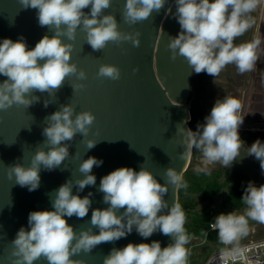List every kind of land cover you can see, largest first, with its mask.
Here are the masks:
<instances>
[{"label": "clouds", "instance_id": "clouds-1", "mask_svg": "<svg viewBox=\"0 0 264 264\" xmlns=\"http://www.w3.org/2000/svg\"><path fill=\"white\" fill-rule=\"evenodd\" d=\"M18 2L24 10H37L39 25L47 27L53 35L45 34L32 49L27 47L22 36L16 41L5 38L0 42V75L6 77L0 83V111L13 106L27 109L40 100L34 92L55 96L70 76L81 81L87 79L86 72L70 62L74 45L62 39L66 37L74 41L78 28L86 33V42L94 51H101L109 43L119 45L124 41H130L135 47L140 45L139 31L122 32L115 16L104 14V10L111 7L112 0ZM165 3L166 0H126L123 20L135 25L147 20L153 12L158 13ZM175 4V16L181 31L175 37L169 36L172 60L182 56L196 74L206 72L215 78L229 64L235 65L240 74L256 70L261 37L256 35L239 44L234 41L253 28L256 20L251 13L264 4V0H175ZM86 8H90L89 13H85ZM120 75V69L112 64H101L97 72L98 77L111 80L120 79ZM71 86L74 91L84 87L83 84ZM49 103L45 100L44 107ZM241 110V100L234 96L218 99L205 118L206 122L198 125L197 131L182 129L186 132L181 141L185 150L179 159L190 160L195 148L201 153L204 165L197 171H205L208 165L216 162L224 168L230 167L244 146L238 131L244 120ZM45 121L42 135L46 139L37 147L29 166L16 163L7 167L8 179L14 177L17 184L29 191L39 188L41 168L48 171L60 168L69 157V142L77 133L87 137L95 116L91 111L76 112L71 104H67L61 105ZM86 143L91 149L97 141L88 139ZM247 155L260 162L264 173V143L256 140L247 148ZM102 163L96 157L83 160L79 165L83 178L69 179L58 190L49 193L54 210L29 213L30 230L21 227L11 241V264H36L41 259L47 264H84L83 260L73 257L81 252L91 253L101 243L124 238L133 228L144 238L160 231L171 236L173 242L163 248L159 241L113 248L104 257L103 264H188L190 249L186 245L192 237L185 230V210L175 200L167 214H160L169 207L164 200L169 185L176 191L187 188L183 180L184 169L180 172L174 168L166 169L165 184H161L144 167L138 172L130 167L117 168L101 178L98 189L103 193V202L109 206L92 210L87 229L77 232L68 224L65 217L83 219L92 204V192L84 197L74 195L73 186H76L77 193L86 186H94L96 176L92 170ZM241 200L246 205L243 214L235 211L220 213L210 223V228L218 232V242L224 247L219 250L218 258L213 257L208 264L217 259L219 264L237 260L259 264L258 260H249L247 253L250 249L242 246L241 241L255 231L250 228L249 221L264 225V184L257 187L249 182ZM94 227L99 229L98 234L93 232Z\"/></svg>", "mask_w": 264, "mask_h": 264}, {"label": "water", "instance_id": "water-1", "mask_svg": "<svg viewBox=\"0 0 264 264\" xmlns=\"http://www.w3.org/2000/svg\"><path fill=\"white\" fill-rule=\"evenodd\" d=\"M125 3L126 0H112L111 7L105 9L104 14H113L122 32L139 31V47L124 41L119 45L109 43L101 51H94L86 42V33L78 28L74 41L66 37L62 39L74 45L70 62L83 69L87 79L81 81L70 76L55 96L34 92L40 100L27 109L13 106L0 111V264H11V241L21 227L30 230L29 213L54 210L49 193L58 190L69 179L83 178L79 172L83 160L96 157L103 163L92 170L96 176L94 186H86L79 193L73 186L74 195L84 197L93 193L86 217H65L77 232L90 227L93 209L109 206L103 202V193L98 189L101 178L111 171L130 167L138 172L144 167L159 183L165 184L166 169L174 168L177 172L184 169V175L191 166L194 149L190 160H181L179 156L185 150L181 141L186 132L182 129L192 130L190 95L194 71L182 56L172 60L168 48L169 36L175 37L181 31L175 16V0H166L158 13L153 12L147 20L135 25L123 20ZM84 11L89 13L90 8ZM45 34L53 35L47 27L39 25L37 10L22 9L18 0H0V42L5 38L16 41L22 36L27 47L32 49ZM101 64L116 65L120 69V79L98 77ZM5 79L0 75V83ZM72 84H83L84 87L74 91ZM45 100L50 101L48 107H44ZM67 104H71L76 112L91 111L94 114L95 121L88 136L76 134L69 142V157L60 168L51 171L41 168L37 190L21 187L14 177L9 180L7 167L16 163L29 166L37 147L46 139L42 135L47 123L45 118ZM88 139L97 141L91 149L87 147ZM168 187L164 200L169 207L160 214H167L175 200L179 201V190L171 185ZM93 232L98 234L99 229L94 227ZM213 237L218 240L216 234ZM152 241H159L162 248L173 242L171 236L160 231L144 238L133 228L126 237L101 243L91 253L81 252L73 259L83 260L84 264H103L104 257L113 248L120 249L129 243L150 244ZM36 264H47V261L41 259Z\"/></svg>", "mask_w": 264, "mask_h": 264}, {"label": "rangeland", "instance_id": "rangeland-1", "mask_svg": "<svg viewBox=\"0 0 264 264\" xmlns=\"http://www.w3.org/2000/svg\"><path fill=\"white\" fill-rule=\"evenodd\" d=\"M252 14L256 23L253 28L250 29L251 33L249 40H252L256 35H259L262 39V43L258 49V55L260 58L256 62V70L240 74V76L235 72V76L230 74L227 76L228 78L223 76L222 78L219 77L220 81L218 79L217 85L211 87V91L213 92V104H215L218 99H223L225 96H234L241 100V113L244 115V120L238 131L241 140L244 142V146L240 149V156L237 157V160L234 161L230 167L224 168L220 162H216L208 165L207 170L203 171L210 180L215 179L221 183V190L213 195L211 199H201V193H196V205L191 210L185 211V230L192 237L190 243L186 245L188 248L198 237H206V230H200L196 233L193 232V228L198 221L205 217V214L200 215V213L208 212L213 215L221 212L227 214L235 211L238 214H243L246 205L237 209L234 207L230 198L233 183L235 181L237 182L238 180L242 183L243 194L249 182L254 183L257 187L264 184V173H262L260 168V162L254 156L247 155V148H249L256 140L259 139L261 143H264L263 122H257V118L249 119L252 118V115L264 114V103L261 104L264 102L261 99V96L264 95V4H261ZM229 76L235 77L234 80H231ZM229 81H231L230 84ZM230 89H234V93L228 92ZM205 122L206 120H204L203 124ZM198 125H196V128L194 127L196 131ZM191 128L194 132L195 129L193 127ZM198 168H204V165L201 162V154L200 156L193 158L191 163L192 170L197 171ZM249 224L250 228L255 229V231L250 232L249 236L244 238L243 241L264 239V225L258 224L254 221H249ZM221 247H223V245L217 240H214L212 234L207 235L206 243L196 246L192 251V259L195 263H198L199 260H203L213 251L218 250Z\"/></svg>", "mask_w": 264, "mask_h": 264}, {"label": "trees", "instance_id": "trees-1", "mask_svg": "<svg viewBox=\"0 0 264 264\" xmlns=\"http://www.w3.org/2000/svg\"><path fill=\"white\" fill-rule=\"evenodd\" d=\"M200 154L201 153L194 148L193 158L198 157ZM183 180L187 184V188L181 187L179 189L178 202L181 204L182 208L185 211L191 210L196 205L197 203V201L195 200L196 193H201L200 196L201 199H211L213 195L217 194L221 190L220 182L216 181L215 179L210 180L209 177H207L206 173H204L203 171H194L191 169V166L189 170L184 173ZM243 195L244 194L242 190V183H240L237 180V182L235 181L233 183V188L230 194V198L235 208L239 209L243 205H245L241 200ZM203 214H205V217L203 219H200L198 223L195 225V227L193 228L194 233L200 230H207L209 224L212 221H214L215 217L220 213L213 215L209 214L208 212L200 213V215Z\"/></svg>", "mask_w": 264, "mask_h": 264}, {"label": "flooded vegetation", "instance_id": "flooded-vegetation-1", "mask_svg": "<svg viewBox=\"0 0 264 264\" xmlns=\"http://www.w3.org/2000/svg\"><path fill=\"white\" fill-rule=\"evenodd\" d=\"M251 15H253V14L251 13ZM250 33H251V30L246 32L243 36L238 37L234 41V43L239 44L242 42L250 41L249 40L250 39ZM235 72L237 73L238 76H240V73H238L235 65L229 64L225 67V69L216 78L208 75L206 72H202L199 74L195 73L193 80H192L191 95H190V104H191V110H192L191 127L196 128V125L203 124L207 115L210 114L211 108L214 105L213 100H212L213 92L211 91L212 90L211 87L214 85H217L218 79L220 81L219 77L222 78V76H223V77L228 78L227 76L230 74L235 76V74H236ZM233 76L232 77L229 76V78L231 80H234L235 77H233ZM230 82L231 81H229V84H230ZM233 91H234V89L228 90V92L234 93ZM249 119L250 120L253 119V115H252V118H249ZM262 119H264V116H262ZM195 131H196V129L194 130V132Z\"/></svg>", "mask_w": 264, "mask_h": 264}, {"label": "built area", "instance_id": "built-area-1", "mask_svg": "<svg viewBox=\"0 0 264 264\" xmlns=\"http://www.w3.org/2000/svg\"><path fill=\"white\" fill-rule=\"evenodd\" d=\"M214 222V221H212ZM214 235L216 234L218 236V232L217 231H213L210 228V224L209 227L206 230V237L205 238H200L198 237L196 239V241L192 242V244L189 246L190 249V256H189V262L188 264H208L209 260H211L213 257H217L219 255V250H215L213 251L210 255H208L206 258H204L203 260H199L198 263H195L192 259V251L195 249L196 246L198 245H203L204 243H206V239H207V235ZM218 241V240H217ZM241 245L242 246H246L250 249V251L247 253V256L249 258V260L251 261H259V264H264V239H260V240H250V241H241ZM255 246V247H253ZM213 264H219L218 259L213 261ZM229 264H245L244 261H235V262H229Z\"/></svg>", "mask_w": 264, "mask_h": 264}, {"label": "crops", "instance_id": "crops-1", "mask_svg": "<svg viewBox=\"0 0 264 264\" xmlns=\"http://www.w3.org/2000/svg\"><path fill=\"white\" fill-rule=\"evenodd\" d=\"M264 72V71H263ZM264 74V73H263ZM264 77V76H263ZM264 96V95H263ZM263 96H261V99L264 101V97ZM264 102H262L261 104H263ZM261 107H262V105H261ZM263 113H264V111H263ZM262 116H264V114H256V115H253V118H257L256 120H257V122H263L262 124H264V119H262Z\"/></svg>", "mask_w": 264, "mask_h": 264}]
</instances>
